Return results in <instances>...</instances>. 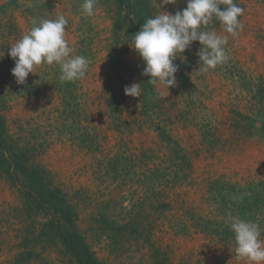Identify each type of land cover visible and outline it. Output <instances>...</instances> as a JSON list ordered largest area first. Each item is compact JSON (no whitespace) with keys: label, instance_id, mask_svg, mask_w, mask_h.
<instances>
[{"label":"rangeland","instance_id":"374dc122","mask_svg":"<svg viewBox=\"0 0 264 264\" xmlns=\"http://www.w3.org/2000/svg\"><path fill=\"white\" fill-rule=\"evenodd\" d=\"M152 1L158 14L161 0ZM83 2L0 0V113L11 132L68 191L101 264H247L230 224L257 223L264 239V0H238L237 37L210 25L228 37L226 63L200 73L198 41L178 54L194 87H154L147 112L124 93L149 79L130 47L136 33L124 38L123 68L109 64L117 0H98L93 17ZM61 14L73 55L90 61L85 78L61 82L58 66L42 65L17 84L9 47L33 20ZM45 221L0 177V264H74L56 236L39 235Z\"/></svg>","mask_w":264,"mask_h":264},{"label":"clouds","instance_id":"9594fccd","mask_svg":"<svg viewBox=\"0 0 264 264\" xmlns=\"http://www.w3.org/2000/svg\"><path fill=\"white\" fill-rule=\"evenodd\" d=\"M156 2V0H155ZM98 0H84L81 5L87 17L97 11ZM177 0H161L160 6L175 5ZM160 11L147 18L140 30L133 36L135 50L144 62L142 75L149 77L147 83L153 87L163 85L168 90L176 85L179 66L174 63L178 54L188 50L193 42L201 47L197 53L200 73H207L224 64L229 57L226 53L227 35L221 36L210 29L213 21H219L223 31L237 37L243 29L240 17L244 9L234 0H187L182 11L171 14ZM33 27L9 47L8 55L15 62L11 70L16 83L24 85L29 74H36L42 65L58 66L61 82H77L85 78L90 61L82 55H73L74 49L66 39L68 20L61 14L55 19L33 20ZM4 52H0L3 58ZM126 96L141 97V84L125 86ZM234 234L237 259L247 264H264V239H261L257 223L234 217L230 224Z\"/></svg>","mask_w":264,"mask_h":264},{"label":"trees","instance_id":"16d2710c","mask_svg":"<svg viewBox=\"0 0 264 264\" xmlns=\"http://www.w3.org/2000/svg\"><path fill=\"white\" fill-rule=\"evenodd\" d=\"M234 2L238 4V0ZM155 15L152 0H117L113 17V49L109 55V64L115 71L123 68L122 58L127 47L124 38L137 33L145 20ZM175 75L179 85L194 87L182 68L179 67ZM138 84H141V97H137L135 103H142L147 112L154 108L156 91L141 77ZM31 150L20 137L13 135L7 117L0 113V177L18 188L29 215L46 217L39 235L56 236L74 264H101L78 228V213L68 191L55 183L47 168L33 162Z\"/></svg>","mask_w":264,"mask_h":264},{"label":"water","instance_id":"95a60500","mask_svg":"<svg viewBox=\"0 0 264 264\" xmlns=\"http://www.w3.org/2000/svg\"><path fill=\"white\" fill-rule=\"evenodd\" d=\"M257 125L264 129V123L258 122Z\"/></svg>","mask_w":264,"mask_h":264}]
</instances>
